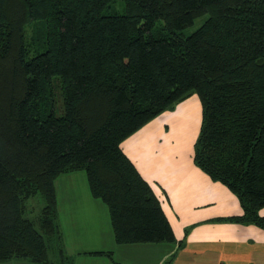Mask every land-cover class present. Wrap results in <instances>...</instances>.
<instances>
[{
  "label": "trees",
  "instance_id": "16d2710c",
  "mask_svg": "<svg viewBox=\"0 0 264 264\" xmlns=\"http://www.w3.org/2000/svg\"><path fill=\"white\" fill-rule=\"evenodd\" d=\"M113 1L0 0V262L68 264L55 184L75 171L117 245L177 243L121 144L193 93L195 165L238 197L226 221L264 230V0Z\"/></svg>",
  "mask_w": 264,
  "mask_h": 264
},
{
  "label": "crops",
  "instance_id": "0c3cea01",
  "mask_svg": "<svg viewBox=\"0 0 264 264\" xmlns=\"http://www.w3.org/2000/svg\"><path fill=\"white\" fill-rule=\"evenodd\" d=\"M195 108L184 101L166 123V117L159 116L121 144L152 187L177 243L117 245L108 208L91 195L85 172L75 171L60 176L55 184L68 264H264V230L226 221L242 214L238 197L198 168L192 145L183 149L176 137L180 111H187L194 123ZM167 127L170 135L165 133ZM260 215L264 217V208ZM100 252L104 254H96Z\"/></svg>",
  "mask_w": 264,
  "mask_h": 264
},
{
  "label": "rangeland",
  "instance_id": "374dc122",
  "mask_svg": "<svg viewBox=\"0 0 264 264\" xmlns=\"http://www.w3.org/2000/svg\"><path fill=\"white\" fill-rule=\"evenodd\" d=\"M106 13L114 14H125L126 13V2L125 0H114L110 7L106 10ZM204 18L197 19L195 23L191 26H188L183 30V32L187 35L192 34L197 28L201 26ZM160 27V23L156 24V28ZM57 97V107L60 106L59 103V96ZM188 105H196L195 112H194V123L191 120V116L187 113V111H180L177 120H176V137L180 140L183 149H188L192 145V159L194 155V146L197 142L200 134V128L202 123V105L201 101L196 93H193L187 100ZM61 102V99H60ZM184 102V101H183ZM182 103V102H180ZM179 103V104H180ZM177 105L174 109H169L162 113L161 117H166V120L163 122L166 123L170 118V112H173L176 109ZM179 108V107H178ZM177 108V110H178ZM61 113V112H60ZM158 116V117H159ZM157 118V117H156ZM155 119V118H154ZM153 121V120H152ZM165 133L170 135V127L166 128ZM172 139V138H171ZM194 162V160H193ZM195 164V163H194ZM26 204V212L25 217L31 220H37L42 212V208L44 205V198L41 194H37L34 197L29 198L25 201ZM183 239V238H182ZM52 245L55 244L52 242ZM54 248H51L50 254L53 257Z\"/></svg>",
  "mask_w": 264,
  "mask_h": 264
}]
</instances>
